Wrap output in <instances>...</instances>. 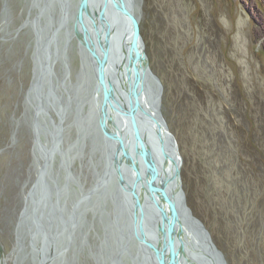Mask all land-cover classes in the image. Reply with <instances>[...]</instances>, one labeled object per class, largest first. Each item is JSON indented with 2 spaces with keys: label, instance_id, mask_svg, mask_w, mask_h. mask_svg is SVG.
<instances>
[{
  "label": "rangeland",
  "instance_id": "obj_1",
  "mask_svg": "<svg viewBox=\"0 0 264 264\" xmlns=\"http://www.w3.org/2000/svg\"><path fill=\"white\" fill-rule=\"evenodd\" d=\"M140 1L141 33L164 84L163 113L180 146L187 201L229 264H264V0ZM38 12L32 0H0V264H35L36 258L19 220L43 163L34 152V108L26 98L35 48L27 21ZM57 12L55 6L54 19ZM66 56V63L54 64L52 85L67 73L73 95L81 72L74 39ZM66 96L62 91V104ZM74 106L62 122L64 152L78 137ZM41 121L53 129L59 118L50 110ZM82 147L63 167L59 155L50 162V175L69 190L61 198L68 204L94 184L92 163L100 154L91 153L90 140ZM90 202L92 210H77L73 238L59 242L65 251L52 264H102L104 218L97 197Z\"/></svg>",
  "mask_w": 264,
  "mask_h": 264
},
{
  "label": "water",
  "instance_id": "obj_2",
  "mask_svg": "<svg viewBox=\"0 0 264 264\" xmlns=\"http://www.w3.org/2000/svg\"><path fill=\"white\" fill-rule=\"evenodd\" d=\"M137 2L32 0L39 12L27 21L35 33V48L26 98L34 108V152L43 163L37 167L19 226L29 229L35 264H52L65 251L59 242L72 240L77 210H92L95 196V207L104 218L98 253L102 264H126L124 259L132 264H229L187 201L183 157L163 113L164 84L145 49ZM73 39L81 72L70 95L67 73L55 87L52 79L54 64L60 59L66 63ZM62 91L67 94L64 104ZM72 104L78 137L64 152L62 122L72 113ZM50 110L59 118L53 129L41 121ZM86 140L91 153L100 154L92 163L94 184L68 204L61 198L69 190L50 175V162L59 155L63 167L82 152ZM102 200L110 201V211L102 208Z\"/></svg>",
  "mask_w": 264,
  "mask_h": 264
},
{
  "label": "bare ground",
  "instance_id": "obj_3",
  "mask_svg": "<svg viewBox=\"0 0 264 264\" xmlns=\"http://www.w3.org/2000/svg\"><path fill=\"white\" fill-rule=\"evenodd\" d=\"M141 7H142V2H141L140 0H138L136 9H137V11H138L139 13L141 12ZM54 158H55V157H54ZM51 163H52V162H51Z\"/></svg>",
  "mask_w": 264,
  "mask_h": 264
}]
</instances>
